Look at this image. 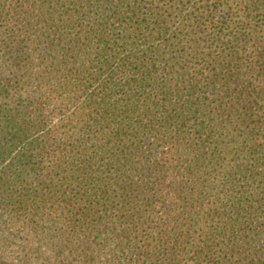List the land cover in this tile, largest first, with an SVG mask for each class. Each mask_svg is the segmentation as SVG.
Returning a JSON list of instances; mask_svg holds the SVG:
<instances>
[{
  "label": "trees",
  "instance_id": "trees-1",
  "mask_svg": "<svg viewBox=\"0 0 264 264\" xmlns=\"http://www.w3.org/2000/svg\"><path fill=\"white\" fill-rule=\"evenodd\" d=\"M263 10L0 0V264H264Z\"/></svg>",
  "mask_w": 264,
  "mask_h": 264
},
{
  "label": "rangeland",
  "instance_id": "rangeland-1",
  "mask_svg": "<svg viewBox=\"0 0 264 264\" xmlns=\"http://www.w3.org/2000/svg\"><path fill=\"white\" fill-rule=\"evenodd\" d=\"M208 1H212V0H195V3L197 4V6H200L201 4H205ZM256 16L260 18H264V10L259 12ZM16 229H20V228L17 226L5 227L2 224H0V262L2 261V259H4L8 263L9 260H11L15 256H19L18 260L23 261L25 259V257L23 256L25 255V252L22 251L21 247H26V246L31 245L27 240H25V238L31 236V234L25 233L24 231H22L20 233V236L22 238L21 240L17 241L15 240L16 231H17ZM35 235L37 234L36 233L32 234V236H35ZM32 242L34 246L42 245L43 243L40 240L39 241L33 240ZM42 258L43 257L39 255L37 258H34V259L40 262Z\"/></svg>",
  "mask_w": 264,
  "mask_h": 264
}]
</instances>
